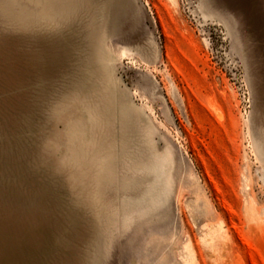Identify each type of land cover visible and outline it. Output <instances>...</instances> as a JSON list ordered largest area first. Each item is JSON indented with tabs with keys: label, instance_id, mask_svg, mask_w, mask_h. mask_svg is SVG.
I'll return each instance as SVG.
<instances>
[{
	"label": "rangeland",
	"instance_id": "1",
	"mask_svg": "<svg viewBox=\"0 0 264 264\" xmlns=\"http://www.w3.org/2000/svg\"><path fill=\"white\" fill-rule=\"evenodd\" d=\"M0 0V264H264V0Z\"/></svg>",
	"mask_w": 264,
	"mask_h": 264
},
{
	"label": "snow or ice",
	"instance_id": "2",
	"mask_svg": "<svg viewBox=\"0 0 264 264\" xmlns=\"http://www.w3.org/2000/svg\"><path fill=\"white\" fill-rule=\"evenodd\" d=\"M224 6L232 15L241 22H244L248 16L247 0H221Z\"/></svg>",
	"mask_w": 264,
	"mask_h": 264
}]
</instances>
